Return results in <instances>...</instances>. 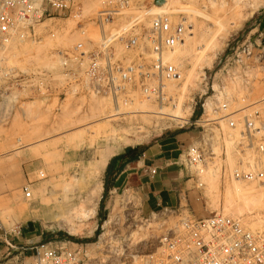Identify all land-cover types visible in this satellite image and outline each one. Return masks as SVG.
Instances as JSON below:
<instances>
[{"label":"rangeland","instance_id":"obj_1","mask_svg":"<svg viewBox=\"0 0 264 264\" xmlns=\"http://www.w3.org/2000/svg\"><path fill=\"white\" fill-rule=\"evenodd\" d=\"M115 2L78 0L82 16L112 8ZM251 4L254 6L249 8ZM261 6H264V0H164L160 5L154 0H130V8L125 13L131 14L132 18L138 17L141 28L147 29L149 25V34L152 14L161 12L169 22L187 16L192 27L184 42L175 45L165 57L177 64L182 72L180 80L165 88L169 102L160 104L139 98L119 111L108 98L66 94L60 88L51 95H40L17 85L16 79L22 72L58 67L47 58L48 52L83 39L76 33H69L78 18L60 21L66 25L60 39L45 38L39 43L12 42L4 55L0 53V93L6 96L0 97V224L7 229L25 225L35 233L42 232V241L50 242L52 246L83 244L95 258L102 260V264H146L149 253L158 249L160 237L178 223L177 213L186 214L194 208L203 214L202 217L219 213L239 218L250 229H264V196L254 193L237 196L232 204L225 201L224 189L234 183L252 187L257 192L264 189V184L258 181L223 178V173L228 174L235 165L237 155L244 152V146H240L239 126L230 130L226 120L220 122L225 134L219 142L222 154L201 175L205 186L193 190L194 195L200 197L193 206L185 203L163 206L144 215L140 200L130 190H125L107 199L106 210L100 212L98 202L95 214L86 218L81 202L91 187L89 174L96 167L101 152L112 150L116 154L127 148H140L169 132L180 130L178 126L188 118L190 106L196 102L191 116V120H195L199 116L200 102L208 97L212 104L216 98L225 103L222 112H234L229 119L236 123L259 107L257 102L264 96V82L249 80L245 83L241 76L227 77L224 70L220 71L218 61L233 40L244 39L254 27ZM245 9H248L246 19L227 35L222 49L209 66V56L217 46L214 42H218L221 33L230 29L231 21ZM125 21V16L119 15L108 28L121 27ZM88 37L97 40L98 33L93 31ZM251 78V75L247 77ZM213 83L217 91L215 97H211ZM8 86L13 87L2 92ZM217 86L224 87L221 94H218L221 89ZM205 91L206 95H202ZM229 132L233 134L231 137L227 136ZM212 172L216 174L213 179ZM213 180L219 192L217 204L212 201L215 197ZM26 184H30L32 191L30 200H26L22 192ZM73 187L82 192L81 201L64 199L68 189ZM163 209L173 212L160 214ZM153 213L158 214L152 217ZM66 217L73 220L75 229L80 228L82 233L70 232L64 221ZM108 219L111 222L104 223Z\"/></svg>","mask_w":264,"mask_h":264},{"label":"built area","instance_id":"obj_2","mask_svg":"<svg viewBox=\"0 0 264 264\" xmlns=\"http://www.w3.org/2000/svg\"><path fill=\"white\" fill-rule=\"evenodd\" d=\"M80 8L78 0H0V53L3 55L12 42L60 39L66 28L60 21L71 17L79 21L69 33L83 37L68 47L49 50L47 58L56 62L57 68L22 72L16 79L17 85L40 95H51L60 88L66 94L108 98L118 111L139 98L168 103L165 88L180 80L182 72L165 57L175 45L184 42L191 31L187 16L169 22L162 12L152 14L149 34V25L147 29L141 28L138 17L125 13L130 8V0H116L114 7L92 16H82ZM257 13L254 27L246 37L233 40L218 61L220 71L224 70L227 77L241 76L245 83L249 80L264 82V30L260 29L259 10ZM119 15L125 16L124 25L110 30L108 27ZM93 31L98 33L97 40L88 37ZM249 75L251 79H247ZM217 88L221 89L218 93L221 94L224 87ZM211 90V97H215L214 83ZM0 97L6 98L3 93ZM209 98L200 102L199 116L195 120H191V116L196 102L190 106L188 118H183V124L178 126L198 131V136L181 150L176 161L185 178L191 180L197 190L205 186L200 177L222 154L219 142L225 134L220 122L226 120L230 130L239 126L240 146H244V152L237 155L235 165L228 174L223 173V178L264 184V96L257 102L259 107L243 115L238 123L229 119L234 112H222L225 103L216 98L212 104ZM232 135L227 133V136ZM22 192L26 200L32 198L30 184L24 185ZM165 212L173 211L163 209L159 213ZM177 216L178 223L160 237L158 249L149 253L146 264H264V229H250L239 218L219 213L195 217L189 211ZM20 254L22 264L103 263L78 243H73L72 247L52 246L38 239L23 245Z\"/></svg>","mask_w":264,"mask_h":264},{"label":"crops","instance_id":"obj_3","mask_svg":"<svg viewBox=\"0 0 264 264\" xmlns=\"http://www.w3.org/2000/svg\"><path fill=\"white\" fill-rule=\"evenodd\" d=\"M259 16L260 29L264 30V6L260 7ZM197 136L196 129L176 130L143 147H131L113 154L102 172V190L98 201L100 212L107 209L108 198L125 190H130L140 200L144 215L163 206L175 207L184 203L193 206L200 197L194 195L191 180L185 178L176 161L181 150ZM190 212L195 217L203 216L195 208ZM38 239L42 240V232L35 233L25 225L7 229L0 224V264H22L20 248ZM30 255L28 252L27 256Z\"/></svg>","mask_w":264,"mask_h":264},{"label":"bare ground","instance_id":"obj_4","mask_svg":"<svg viewBox=\"0 0 264 264\" xmlns=\"http://www.w3.org/2000/svg\"><path fill=\"white\" fill-rule=\"evenodd\" d=\"M254 5H250L249 8H252ZM248 15V9H245L243 10L240 14H238L237 16H235V18L231 21V23L229 24L230 26V29L228 28L225 32L221 33L219 39H218V42L215 41L214 44H217V46H215V51L214 53H212V55H210L209 57H211V60L210 62L208 61L209 63V66L211 65V61L213 60V58L216 56L217 52L219 50L222 49L223 45H224V42L225 40L227 39V35H229V33L237 28H239L243 21L246 19ZM217 42V43H216ZM213 44V45H214ZM213 48V47H212ZM160 113H163L160 111ZM150 123V122H148ZM139 126V125H137ZM128 129V128H127ZM126 131V130H125ZM128 131V130H127ZM147 133V132H146ZM135 135V134H134ZM145 135V133H144ZM147 136V135H146ZM133 141V140H132ZM113 154V151L112 150H105L104 152H101L100 155H99V158H98V161L96 163V167L94 168V170L89 174V177L90 179L92 180V184H91V187L89 188V191L88 193L85 194V198L83 201H81V191L80 190H77L75 189L74 187L73 188H70L68 189V195L66 194L64 197V199L66 201H70L72 199H78L80 200L81 202L84 203L83 207H82V212H84L83 214H85V217L86 218H91L94 214H95V209L98 205V201H99V197H100V193H101V190H102V185H101V181H99V177L100 175L102 174L110 156ZM231 158V157H230ZM217 168V167H216ZM217 170V169H216ZM211 172V170H209ZM214 171V170H212ZM210 172H208V176H211ZM214 173V172H212ZM214 175V177H211L212 179L215 178V173L212 174ZM220 175V174H218ZM42 176V174H41ZM219 176H216V179H218ZM210 178V177H209ZM211 179V180H212ZM213 184L212 187L214 188L215 190V193H214V198H212V201H214L216 204H217V198H218V195H219V192H218V189L216 188V184H214V180L212 181ZM233 183V182H232ZM208 185V184H207ZM252 186V185H251ZM218 187V186H217ZM208 187H207V191H208ZM213 189H211L212 191ZM210 191V189H209ZM224 192H225V201L227 202V204L230 202V204H232V201L235 200L234 198L239 196V197H243V196H252L254 193H258L259 196H264V189H262V191H254L252 190V187H245L244 185L240 184V183H234L232 186H227L226 189H224ZM209 195L211 192H208ZM212 194V193H211ZM211 196V195H210ZM63 199V198H62ZM216 200V201H215ZM208 202V201H207ZM225 202V203H226ZM212 204V203H211ZM214 205V204H213ZM225 206V205H224ZM227 206V205H226ZM226 208V207H225ZM65 223L66 225L68 226V230L70 232H74L75 234L76 233H82V230L80 228H77V230L75 229V224L73 222V220H69V218L67 219V217L65 218ZM111 221L108 219V220H105L104 223H107L109 224ZM60 223V222H59ZM94 229V228H93ZM92 229V231H93ZM91 231V232H92Z\"/></svg>","mask_w":264,"mask_h":264},{"label":"water","instance_id":"obj_5","mask_svg":"<svg viewBox=\"0 0 264 264\" xmlns=\"http://www.w3.org/2000/svg\"><path fill=\"white\" fill-rule=\"evenodd\" d=\"M164 0H154V3L156 5H160V4H163Z\"/></svg>","mask_w":264,"mask_h":264},{"label":"trees","instance_id":"obj_6","mask_svg":"<svg viewBox=\"0 0 264 264\" xmlns=\"http://www.w3.org/2000/svg\"><path fill=\"white\" fill-rule=\"evenodd\" d=\"M183 129H180V131H182Z\"/></svg>","mask_w":264,"mask_h":264}]
</instances>
